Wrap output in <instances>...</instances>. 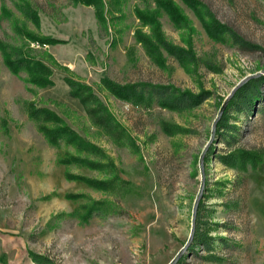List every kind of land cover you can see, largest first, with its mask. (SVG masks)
I'll use <instances>...</instances> for the list:
<instances>
[{
	"label": "rangeland",
	"instance_id": "1",
	"mask_svg": "<svg viewBox=\"0 0 264 264\" xmlns=\"http://www.w3.org/2000/svg\"><path fill=\"white\" fill-rule=\"evenodd\" d=\"M21 1L0 0V39L22 41L10 24L16 19L37 37L58 40L26 41L32 54L57 66L53 84L39 87L24 70L13 73L0 52V264H36L30 251L54 264H167L189 236L197 198L200 228L213 237L211 252L196 243L175 264H264V90L251 111L232 109L234 138L215 131L227 95L250 75L264 74V0H199L258 46L253 50L209 36L182 0H170L178 23L155 0H103L104 26L91 5L24 0L37 11L36 25L21 12ZM155 24L167 41L192 51L194 62L163 49L160 60L149 54L138 33ZM65 73L99 95L123 128L117 135L93 124L69 95ZM102 77L204 89L209 96L182 111L134 104L103 87ZM29 103L55 110L100 147L107 166L57 163L86 152L63 140L48 144L28 116ZM241 150L248 156H239ZM229 152L234 160L218 156ZM66 171L105 182L99 189L67 179Z\"/></svg>",
	"mask_w": 264,
	"mask_h": 264
},
{
	"label": "trees",
	"instance_id": "2",
	"mask_svg": "<svg viewBox=\"0 0 264 264\" xmlns=\"http://www.w3.org/2000/svg\"><path fill=\"white\" fill-rule=\"evenodd\" d=\"M73 4L81 3L93 6L98 22L105 25L104 16V1L103 0H70ZM189 6L202 21V24L207 34L215 39L225 40L230 39L241 50H253L258 48L257 45L251 43L242 37L239 33L233 30L228 25L219 22L212 14L209 8L199 0H182ZM159 6L163 7L169 14L171 19L176 23L180 20V12L178 8L170 0H155ZM20 10L23 15L38 24V15L35 8L30 4L21 1ZM137 15L149 23V20H143L148 14L145 11L137 9ZM1 15L6 16L7 19L11 17L8 9L2 5ZM13 32L21 38L22 41L15 43H8L0 39V52L3 62L13 72L17 73L24 70L27 73V81L39 86L46 87L53 84V67L57 66L54 61L39 58L32 54L26 41L36 40L39 43H53L58 41L55 38H39L37 35L29 31L26 26L19 23L16 19L10 21ZM151 31L148 34L138 33V37L142 44L145 45L149 54L155 55L158 60L161 59L160 50H165L168 54L176 57L179 60L194 62V55L189 49L179 47L169 41L158 30V25H150ZM59 67V66H58ZM63 81L68 87V93L71 97L76 98L82 106L85 114L91 119L93 124L101 127L109 136L117 135L115 129H123L121 125L114 119L108 107L99 97V95L92 89V87L74 77L71 74L65 73L62 76ZM103 87L110 91L115 96L124 98L134 104L144 102H155L162 107H167L176 111L188 110L197 106L202 100L209 96L208 91L200 90L193 92L188 89L181 90L173 85L158 84L149 82H130L125 84H118L106 77L101 78ZM264 90V74L251 76L239 86L236 87L232 95L229 97L221 115L216 121L217 134L220 138L228 140L234 138V134L238 131L235 124L229 123V116L232 109L243 111L247 113L253 109L255 100H258L261 91ZM259 109H257L258 111ZM264 110V105L261 107ZM28 116L36 122L39 131L42 133L46 142L50 145H58L60 140L70 144L77 151L86 152V156L76 154H65L57 158L59 164H78L95 169H100L106 165V157L102 153L100 147L85 140L74 128H72L65 120L52 108L39 105L35 106L29 103L27 106ZM93 155V156H89ZM239 156H248L246 151H240ZM219 158H226L222 161L226 162L227 158H233L235 153L218 154ZM107 161V160H106ZM228 162V161H227ZM67 179H77L87 183L89 186L101 189L104 181L86 177L80 174H74L69 171L65 172ZM98 184V185H97ZM75 194H67V197H77ZM197 214V212H196ZM213 237L208 235V232L202 230L197 219L195 218V225L192 240L189 248L194 247L196 243H203L205 250L211 252ZM193 243V244H192ZM187 252V251H186ZM30 256L36 264H54L49 258L42 254H37L30 251Z\"/></svg>",
	"mask_w": 264,
	"mask_h": 264
},
{
	"label": "water",
	"instance_id": "3",
	"mask_svg": "<svg viewBox=\"0 0 264 264\" xmlns=\"http://www.w3.org/2000/svg\"><path fill=\"white\" fill-rule=\"evenodd\" d=\"M259 73H256V74H253V75H250L249 77L251 76H257ZM247 79V77L245 78ZM243 79V80H245ZM234 92V90H232L231 93H229L226 97V100L224 101L220 111H219V116L221 115L229 97L232 95V93ZM215 126V122H214V125ZM197 202H198V198L196 199V201L194 202V205H193V208H192V220H191V228H190V233H189V236L186 240V242L184 243V245L179 249V251L176 253V255L174 257L171 258V260L167 263V264H175L176 261L184 254V252L187 251V248L192 240V236H193V231H194V225H195V215H196V208H197Z\"/></svg>",
	"mask_w": 264,
	"mask_h": 264
}]
</instances>
